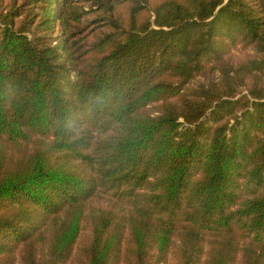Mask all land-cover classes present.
<instances>
[{"label":"trees","instance_id":"1","mask_svg":"<svg viewBox=\"0 0 264 264\" xmlns=\"http://www.w3.org/2000/svg\"><path fill=\"white\" fill-rule=\"evenodd\" d=\"M0 264H264V0H0Z\"/></svg>","mask_w":264,"mask_h":264},{"label":"rangeland","instance_id":"2","mask_svg":"<svg viewBox=\"0 0 264 264\" xmlns=\"http://www.w3.org/2000/svg\"><path fill=\"white\" fill-rule=\"evenodd\" d=\"M232 52L234 54V58H239V57H245L248 53H251L252 51L249 48H243L240 45L232 49ZM107 198L109 197V194L105 195ZM125 203V201H123Z\"/></svg>","mask_w":264,"mask_h":264}]
</instances>
